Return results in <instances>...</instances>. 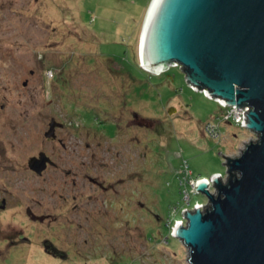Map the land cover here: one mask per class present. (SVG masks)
I'll use <instances>...</instances> for the list:
<instances>
[{
  "label": "rangeland",
  "instance_id": "rangeland-1",
  "mask_svg": "<svg viewBox=\"0 0 264 264\" xmlns=\"http://www.w3.org/2000/svg\"><path fill=\"white\" fill-rule=\"evenodd\" d=\"M151 1L0 0V105L8 104L14 118V133L0 128V142L9 132L7 149L17 169L7 188L12 207L0 213V264H190L188 247L174 237L182 219L169 220L194 212L197 202L207 205L203 193L191 190V179L215 174L224 180L226 158L219 153L237 157L257 136L221 121L222 108L193 90L180 66L157 75L140 66ZM30 70L37 72L26 86L25 108L22 84ZM51 117H78L90 127V133L63 135L68 150L58 147V153L77 154L80 184L82 172L122 180L116 185L125 207L121 218L91 215L89 203L90 214L70 220L35 223L24 215L25 207L41 209L38 203L54 205L66 196L65 185L51 188L21 171L25 158L44 148ZM209 123L220 124V139L207 133ZM20 230L26 241L18 239ZM6 239L18 241L10 246Z\"/></svg>",
  "mask_w": 264,
  "mask_h": 264
},
{
  "label": "water",
  "instance_id": "water-1",
  "mask_svg": "<svg viewBox=\"0 0 264 264\" xmlns=\"http://www.w3.org/2000/svg\"><path fill=\"white\" fill-rule=\"evenodd\" d=\"M138 61L156 75L180 66L190 85L223 105L250 107L242 126L256 140L237 157L219 153L226 177L211 178L214 193L197 183L208 204L186 209L174 237L188 247L190 264H264V0H152ZM40 162L30 163L38 174Z\"/></svg>",
  "mask_w": 264,
  "mask_h": 264
},
{
  "label": "flooded vegetation",
  "instance_id": "flooded-vegetation-1",
  "mask_svg": "<svg viewBox=\"0 0 264 264\" xmlns=\"http://www.w3.org/2000/svg\"><path fill=\"white\" fill-rule=\"evenodd\" d=\"M36 72V70H30L31 77L29 79H26V76L24 77L22 85L25 89V108L26 86L30 85L31 81L36 76ZM9 109L10 108L8 104L0 105V128L2 132L11 129V133L13 134L14 131L12 129L14 126V118L13 112H11ZM45 120L47 129L44 132V139L42 140L44 148L37 155L27 157V160L25 158V165L21 167V171L22 173H24V177H26V173L36 175L46 184V186L50 185L51 187L52 185L54 187L57 182L61 185H65L61 187V190L63 188L65 189L64 192L66 196H62L61 200L57 201V203H55L54 205L47 203L44 204V202L38 203L39 208L41 209L35 207L33 208L30 206L26 209L25 207L24 215L35 223H43L47 220H50L51 218H53L54 221H57L59 219L70 220V218L75 217L76 214L78 216V214L82 213L83 211L86 212V214H90L89 211L86 210V208L89 206V204H93L92 208L94 213L91 215H97V217L101 216L103 218L108 215H113L116 218H121L122 214L125 211V207L124 202L121 198L122 191L117 190L116 185L122 187L120 183L122 182V180L119 181V184H115L116 182H108L101 179V176H90L89 174L82 172L81 177L83 183L80 184L79 162L77 154H70L65 158L64 154L61 155L58 153V147H61L65 151L68 150V147L63 140V135H71L74 137L79 136L80 132L86 131L87 133H90V127L88 125L85 126L83 123H81V119H79L78 117H67L64 120H59L51 117ZM73 125H75V127H73ZM8 133L9 132H7L5 135L6 138L2 139L0 142L6 147L1 148L2 146H0V213L9 211L12 207L10 205L7 188L13 179L10 173L14 174L15 171H17V169L15 168V162L12 161V159L9 157L10 154L9 150L7 149L8 147L10 149L11 144H13ZM47 133H50V137H46ZM48 144L50 145V147H45ZM28 149L29 145H27L26 143V152L28 151ZM67 154L68 153H66V155ZM41 155H43V157ZM32 159H39L41 161L40 164L37 165L38 168L42 169L40 174L31 169L30 163ZM12 162L14 164H12ZM86 163L87 165H89L86 161L82 162V166L84 167ZM92 163L94 164L93 160ZM89 167L90 166H86V169ZM86 182L89 186L86 185ZM87 191L89 192L87 193ZM99 194L102 196H106L102 198L101 202H99ZM84 197L87 198L85 203L78 204V201L84 200ZM46 204L47 206L43 208V205ZM35 217L43 218V220H34ZM16 234L18 235V239L26 241V239H23V231H17ZM9 235L10 234H8L7 236ZM10 237L12 236L10 235L9 238ZM6 240H8L10 246L15 245L18 241L15 239H12L11 241L10 239ZM45 247L48 253H51L49 250L54 251V247L51 245H45Z\"/></svg>",
  "mask_w": 264,
  "mask_h": 264
},
{
  "label": "built area",
  "instance_id": "built-area-1",
  "mask_svg": "<svg viewBox=\"0 0 264 264\" xmlns=\"http://www.w3.org/2000/svg\"><path fill=\"white\" fill-rule=\"evenodd\" d=\"M175 67H177V65H175ZM191 88L193 89V90H197L198 92H201V93H203L205 96H207L209 99H212V100H214L215 102H217L218 104H219V106L222 108V110L224 111V113H223V118H222V120L221 121H225V122H227V123H233V124H235L236 126H238V127H241V128H244V129H246V127L247 126H242L243 125V122L244 123H246V120H248V118H246V120H244V117H245V114H248L249 113V111H250V107H248V106H245V107H242L241 109H238V107H234L233 105H223L221 102H220V98H218V97H215V96H212V95H209L208 93H207V91L208 90H198V88H194V85H191ZM218 120H220V118H218ZM206 131H207V133L209 134V135H211V137L213 138V139H220V137H221V131H220V124H216V123H209L207 126H206ZM185 164H186V168H185V171L187 170L189 173H187V174H191V172L187 169V163L185 162ZM216 176H218V175H216ZM220 176V175H219ZM220 178H222L221 176H220ZM201 181H206V182H208L209 184V190H210V187L213 185V182L211 181V179H198V180H196L195 182H194V180L193 179H191V181L190 182H192V183H194L193 185H192V188H191V190L195 193V194H199L200 192H197L196 191V185H197V183H199V182H201ZM187 192H186V194H185V200L187 201V203L188 204H190V200H191V197H190V194H189V192H188V190H186ZM197 206H199L200 207V210H202V211H204V209H203V206H206L205 204H201V203H196V205H195V208L197 207ZM185 211V210H184ZM183 211V212H184ZM187 211L189 212V210L187 209ZM185 221V218H184V215L182 214V220H181V222H178L177 223V226H179V225H181L182 224V226H183V222ZM176 226V227H177ZM175 231V230H174Z\"/></svg>",
  "mask_w": 264,
  "mask_h": 264
},
{
  "label": "trees",
  "instance_id": "trees-1",
  "mask_svg": "<svg viewBox=\"0 0 264 264\" xmlns=\"http://www.w3.org/2000/svg\"><path fill=\"white\" fill-rule=\"evenodd\" d=\"M137 63V62H136ZM171 64H174V63H171ZM137 68H139L140 69V66H138V64H137ZM201 89V88H200ZM214 176H216V175H214ZM214 176H212V177H214ZM211 177V178H212ZM191 178V177H190ZM206 179H208V178H206ZM198 180V179H197ZM183 183V181L181 180V184ZM176 219V220H175ZM174 220H172V219H170L169 221L170 222H172V224L173 223H175V222H177L178 220L177 219H179V220H181L182 219V215H180V217H178V218H175ZM166 227H167V223H166ZM169 227H167V229H168ZM169 231V230H168Z\"/></svg>",
  "mask_w": 264,
  "mask_h": 264
},
{
  "label": "crops",
  "instance_id": "crops-1",
  "mask_svg": "<svg viewBox=\"0 0 264 264\" xmlns=\"http://www.w3.org/2000/svg\"><path fill=\"white\" fill-rule=\"evenodd\" d=\"M215 175V174H214Z\"/></svg>",
  "mask_w": 264,
  "mask_h": 264
}]
</instances>
